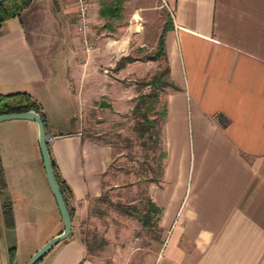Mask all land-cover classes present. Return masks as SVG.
<instances>
[{
  "label": "crops",
  "instance_id": "1",
  "mask_svg": "<svg viewBox=\"0 0 264 264\" xmlns=\"http://www.w3.org/2000/svg\"><path fill=\"white\" fill-rule=\"evenodd\" d=\"M101 1L87 0L89 19L117 16L120 10L99 15ZM153 1L165 17L155 40L156 47L162 32L161 51L152 54L163 67L145 68L158 69L151 75L177 88L157 91L165 155L159 181L146 186V199L158 209L163 237L146 256L152 264H264V0ZM74 10L73 0H29L17 16L0 22V94L24 91L37 104L48 157L69 189V235L34 264H97L70 232L86 215L88 200L101 193L112 149L81 135L73 116L118 89L116 79L98 67L105 59L110 63L119 45L118 38H97L85 50L73 28ZM123 55L113 56L114 69L124 62L131 70L139 67L132 58L117 65ZM0 166V264H23L61 228L34 121L0 120ZM5 202L11 228L1 217Z\"/></svg>",
  "mask_w": 264,
  "mask_h": 264
},
{
  "label": "rangeland",
  "instance_id": "2",
  "mask_svg": "<svg viewBox=\"0 0 264 264\" xmlns=\"http://www.w3.org/2000/svg\"><path fill=\"white\" fill-rule=\"evenodd\" d=\"M112 1L102 0L98 4L103 6ZM121 6L113 18L100 22L89 19L92 45L97 38L105 41L118 38V50L109 58L112 66L105 59L98 67V71L116 79L118 89L101 96L106 104L99 106L93 100L91 106L73 117L78 119L81 135L111 146L112 159L101 180V193L88 200L86 215L76 222L70 235L74 232L78 236L84 245L85 256L97 264H152L146 253L157 248L163 235L156 226L154 215L145 223L140 219L146 205V186L150 183L143 176L149 174L147 168L152 165V154L145 147L147 142L143 144L132 128L134 117L130 107L138 93L150 88L144 82L158 71L155 68L149 73L151 68H145L147 63H158L156 66L162 71L163 61L153 59L152 54L156 49L157 27L165 17L162 8L155 6L153 0H122ZM72 24L74 28V19ZM103 24L108 25L107 29L102 30ZM109 28L122 29V34L105 32L110 31ZM122 50L133 59L130 62L139 67L131 70V63L127 66L124 62V67L114 69L113 56ZM50 117L61 124L59 115L51 114ZM64 125L70 126V123ZM48 231L49 227H46L43 232Z\"/></svg>",
  "mask_w": 264,
  "mask_h": 264
},
{
  "label": "trees",
  "instance_id": "3",
  "mask_svg": "<svg viewBox=\"0 0 264 264\" xmlns=\"http://www.w3.org/2000/svg\"><path fill=\"white\" fill-rule=\"evenodd\" d=\"M29 0H1L0 1V22L8 17L17 16L19 11L28 4ZM122 0H113L112 3L103 5L99 8V15H111L121 9ZM162 47V32L158 35L156 44V54L161 51ZM130 60L127 55L120 56L117 65L123 61ZM166 72V69L163 72ZM162 73V72H161ZM144 84H148L150 88L145 92L138 93L130 107V113L134 117L132 128L135 130L137 137L142 138V143L147 142V147L150 150L152 165L149 166L148 175H144L143 178L149 182H158L161 177L162 163L164 158L163 140L161 134V119L164 116V107H157V91L162 86H169L171 88H177L169 80H161L159 74H153L149 77ZM32 109L38 110L37 104L30 98L29 94L24 91L11 92L0 94V113L25 111ZM41 120L42 115L38 113ZM43 122V121H42ZM51 167L54 177L56 179L59 191L65 202V192L68 191V187L64 181L55 172V166L51 159ZM5 187L2 169L0 166V191ZM154 215L155 219L158 216L157 207L148 199H146L145 210L141 214L140 219L145 223V220ZM1 217L3 225L6 228H11L13 225L10 203L5 202L1 205ZM146 220V221H147ZM13 260V248L8 249V262Z\"/></svg>",
  "mask_w": 264,
  "mask_h": 264
},
{
  "label": "water",
  "instance_id": "4",
  "mask_svg": "<svg viewBox=\"0 0 264 264\" xmlns=\"http://www.w3.org/2000/svg\"><path fill=\"white\" fill-rule=\"evenodd\" d=\"M1 1V0H0ZM106 104L104 99L98 100V105L102 106ZM11 118H23L30 119L35 122L37 128V147L40 155L41 167L43 170L44 178L47 183L48 189L52 195L55 203L59 219L61 222V229L45 239L37 248H35L23 264H34L42 255H44L54 244L64 239L70 231V217L67 207L63 201L61 193L59 191L56 179L53 174L51 163L48 157L43 122L39 114L28 109L25 111L0 113V120L11 119Z\"/></svg>",
  "mask_w": 264,
  "mask_h": 264
},
{
  "label": "built area",
  "instance_id": "5",
  "mask_svg": "<svg viewBox=\"0 0 264 264\" xmlns=\"http://www.w3.org/2000/svg\"><path fill=\"white\" fill-rule=\"evenodd\" d=\"M73 1L75 4L74 29L85 50H89L93 45L90 40L92 32L89 24L88 3L87 0Z\"/></svg>",
  "mask_w": 264,
  "mask_h": 264
}]
</instances>
